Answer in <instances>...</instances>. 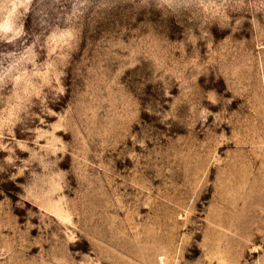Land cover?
Masks as SVG:
<instances>
[{
    "label": "rangeland",
    "instance_id": "obj_1",
    "mask_svg": "<svg viewBox=\"0 0 264 264\" xmlns=\"http://www.w3.org/2000/svg\"><path fill=\"white\" fill-rule=\"evenodd\" d=\"M99 2L0 99V264H264V5Z\"/></svg>",
    "mask_w": 264,
    "mask_h": 264
},
{
    "label": "clouds",
    "instance_id": "obj_2",
    "mask_svg": "<svg viewBox=\"0 0 264 264\" xmlns=\"http://www.w3.org/2000/svg\"><path fill=\"white\" fill-rule=\"evenodd\" d=\"M124 3L136 6L137 0H123ZM96 3V0H0V46H5L0 50V99H7L15 103L22 94L38 95L30 93L27 87H23V81L27 77L40 76L38 71H31L28 65L35 67L38 56L37 48L48 49V56L54 52L62 51L70 40L75 38L78 32L77 22L81 21L84 12ZM153 0H139L141 7L151 8ZM233 11L240 12L251 4L246 5V0H155L157 10L169 11L171 16H163L164 20H175L176 15L181 16L185 21H192L197 15L206 16L209 8L214 13L223 15V10L232 6ZM264 5V0H260ZM107 0H100L96 4L97 10L107 7ZM31 13L32 24L25 30V20ZM242 20L237 19L239 25ZM251 23L256 24L253 16ZM183 27V25H180ZM57 36L61 38V43L53 48L51 38ZM6 46H11L9 50ZM48 65L45 64V69ZM58 83V81H57ZM11 84V95L4 97V90ZM62 92L63 89H60ZM19 111H26V108H19ZM50 115L55 113L50 112ZM41 123H44L42 120ZM42 132L41 129H35ZM51 136L52 133H48ZM3 137V129L0 128V138ZM44 135H38L35 143L44 139ZM13 139L15 135L13 133ZM0 147H6L0 145ZM17 147L23 151H29L25 142L17 141ZM14 151V150H10ZM39 160V155L36 157ZM9 163L13 161L8 160ZM22 174V172H21Z\"/></svg>",
    "mask_w": 264,
    "mask_h": 264
}]
</instances>
